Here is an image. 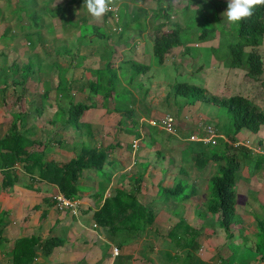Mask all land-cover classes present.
Segmentation results:
<instances>
[{"label": "crops", "instance_id": "1", "mask_svg": "<svg viewBox=\"0 0 264 264\" xmlns=\"http://www.w3.org/2000/svg\"><path fill=\"white\" fill-rule=\"evenodd\" d=\"M17 1L18 0H15L14 5H10V3L6 1L4 6L0 5V8H5L7 10L13 8L11 11V13H13L16 10V6H19L16 4ZM51 1L52 0L44 1L42 6H46V4L50 6ZM47 2H49V4ZM36 4L38 3H35V7L37 10H40L42 6H36ZM59 4L61 3L57 5ZM140 4L143 5V2ZM4 10H0V16L3 14ZM25 10L26 8L23 9V11ZM21 11V9H17L16 12ZM84 14V16H88L87 13ZM111 14L112 13L108 12L105 16H107V18L114 16ZM23 15L26 17V12H24ZM23 15L15 17L14 13L10 14V19L13 21L11 26L8 25L9 23L5 22V17L2 18L3 20H0V26L5 24L2 31L3 33L0 34V75L7 77L5 80L0 81V264H14L15 258L20 256L21 249L23 250L24 248L25 250L28 240L40 239V241H43L50 238H54L58 241L52 252L43 256L41 250H35L31 264H165L161 245L169 244L165 242L171 241L172 231L170 228H167L169 227L168 222H170V217L163 210L165 204L160 202L161 198L157 196V192L162 188L171 189V187L174 186L175 175H177L178 172L182 173V168L180 166H184L185 164L183 162V156L178 155L177 152L186 150V146H188L187 138L191 134H198L201 132L202 129L199 127V117H203V115L201 116L197 111L190 114V116V112L184 115H175V117L172 115L175 118L177 132L176 135H171L163 131L160 127L151 126L149 121L153 120L159 123L162 117L171 115L170 113H172L175 108H171V105L174 106V101H172L174 99L170 98V106H168V109L162 107L161 104L164 102H161V100L157 104V109H155L150 102L151 110L144 105V107L149 110L140 111L139 116L137 118L134 117V121L138 119L136 120L138 126L126 127L124 129L125 132L121 133L119 122L116 119L119 117V114L115 112L117 115L114 116V109L108 110L111 108V106H109L111 104L107 105L106 108L96 107L95 113L91 111V108L97 105L94 106L92 104L91 107L82 114L80 119L81 121H86L89 129H92V132L90 131L88 134L89 138L92 140L91 146L99 149L107 146H117H115L113 152L108 156L106 166L104 167V172H106L107 175L105 178L98 175V171L92 169L84 171L83 178H81L78 183L82 188L86 189L83 193H80L81 196L77 199L79 203L78 211L74 214L68 209L58 210L53 201V196L61 192L58 185L55 183V179L58 178V175L54 176L55 171L53 169L44 170L46 179H42V177L37 175V172L33 175L31 174L41 168L38 162L30 160L28 162L19 161L11 164V161L6 158L13 157V151L18 149V147L15 140L11 137L8 139L7 143H4L3 139L8 134V131H10V128H12V125L15 124L20 132L29 133L30 131L29 134L32 135L30 138L31 141L44 142L47 145L46 149L49 150L48 153L46 152L47 150H45L44 155V158L47 159V163H57L61 165L67 163L75 156L76 147L83 142L81 141V137L78 136V133L73 134V129L69 125H64L63 123L57 124V121L55 123V126L56 124L57 126H53V116H55L59 108L61 109L58 105V100H62L66 94L72 91L73 96L68 98H73V100L76 99V103H78L77 100L80 93L77 92V88L79 87L77 81L80 82L84 79L89 80L91 79L90 72H94L95 74L96 71L99 72L103 70L107 57L102 56L104 53L101 51V46L92 44L89 49L83 47L81 51L83 54L82 56H84V62L90 58L92 60L95 59V61H100L101 64H99L97 68L91 67L88 68V70L86 69L88 77L83 78L84 75H82V70L79 66L75 65L77 60L74 57L71 58L68 55H64L63 57L58 49H52L51 43H53L54 46H60V43H57L59 37H55V33L52 35L54 37L47 41L37 40L36 42H39L37 48L33 44V46L30 45L28 42H25L23 45L19 43L20 38L17 40L13 35H19L21 30L20 36H23V31L21 29ZM105 16L103 18L106 21ZM20 17L22 18L20 19ZM76 20L82 23L87 19L81 15V17ZM28 24L30 26L31 22L29 21ZM23 26L25 27V25ZM8 27L11 29L9 32H7ZM29 29H31V27H29ZM74 33L72 32L71 34ZM77 38L78 35L74 39V43L70 44L72 49L69 47L70 45H66V50L65 48L62 49L71 54L73 53L74 56L81 55V51H79L81 44L78 46L79 43L77 42ZM146 43L148 44V42ZM146 43H140L138 46L145 48L149 47L152 52V40H150L148 45ZM110 46L113 48L112 58L115 56L119 47H122L121 51L123 53L128 55L131 54V56L135 55L132 50L128 49L123 43L118 45V43L114 42L111 43ZM107 47H109V44L106 48ZM22 48H24V50H22ZM73 49H75L74 52ZM36 52L43 56V61L41 62L35 58L39 62L33 64V56H35ZM57 59L59 60L57 61ZM126 60L135 61V59H130V57L126 55L121 56L118 61L125 62ZM53 63H55L56 66L52 65ZM29 64H32L31 67L33 70L31 71V76L24 82L25 86H27L25 88L26 93H31V95L23 99L24 103L22 105L23 107L26 106V108L22 109L18 106V102H22L17 100V97L22 92V87L16 86L15 81L13 82L12 80H18L20 82L23 75L22 68L27 67ZM94 65L97 66V63L94 62ZM69 66L80 69L77 79L72 76L69 78ZM38 67L42 71H39ZM50 75H56V84L54 88L53 86L51 87L50 80L47 78ZM61 78L64 81L59 83ZM39 81L42 82L43 93L36 95L38 92L35 91L34 87H28L27 84L32 82L30 85H33V83H38ZM60 85L66 90H64L65 93L59 95L58 86ZM51 92H53L54 96L50 95ZM46 93L48 94V98L43 102L42 99L45 98L44 96ZM129 93L140 97L136 91L131 92L129 90ZM25 95L26 94H24V96ZM33 95H36V97L33 98ZM163 97H165L164 94ZM136 99L137 98H135L133 106L137 103ZM102 100L100 96L99 102ZM141 102L142 100L140 99L139 104H142ZM35 103H42L40 113L44 114L50 112L52 118L47 121L48 117H45L44 121H42L40 116H37L35 112L31 111V105ZM103 103L104 102H102V104ZM144 113H148V117L143 115ZM113 122L117 124L113 125ZM202 122L207 123L205 117L202 118ZM45 126L47 128H45ZM49 127L50 129L54 128V131H51ZM63 127L66 131L59 133ZM43 131L45 132L44 134ZM158 132L166 133L173 136V138H169V140L154 139L153 134H157ZM47 133H50V135L47 136ZM57 133L61 135L56 136ZM220 136L225 141H228V136H223L221 134ZM262 136H264V127L261 129L260 138H262ZM174 138L177 139L178 142L172 143ZM145 140H148V142H145ZM134 142L137 144L136 149L132 148ZM257 144L258 143H256V145ZM182 145L183 147H181ZM258 145L259 148H257V151L253 152L255 155L262 156L263 162L260 164L263 166L264 148L262 147H264V145ZM28 150L41 152L43 146L39 147L35 145ZM81 152L82 149L79 153ZM171 153H173L175 158L179 157L176 158L179 159V162H176V172L171 171L167 163L168 160L172 158ZM20 157L23 159L25 156L21 155ZM156 158L157 162L153 166V162ZM260 159H258V161H260ZM149 161L151 164L146 166L145 163ZM192 164L194 163L191 156L189 163L186 164V169L193 172L195 175L197 170ZM258 166L260 167V165ZM247 170H249V168L244 169L249 178V183L245 182L244 185L252 187L255 192L262 193L260 195V205L264 208V180L261 179V176H258L260 169L255 168L252 175H248ZM12 171H14L13 173L16 175L17 181L13 184L11 189L5 190L2 186L3 178L7 176L8 172L11 173ZM164 172H166L168 176L165 177L163 175ZM183 174L185 173H182V175ZM206 175L207 174H205V176ZM170 176L172 179H169ZM240 179L244 178L241 177ZM87 180L91 183L87 184ZM203 185H205L204 188L202 187ZM207 185L208 184L204 183L201 178L193 182L194 190H191V193H193L191 197L195 199V205L200 204V211H197L194 205H186L185 221L190 225L192 224L196 229L193 228L195 231L193 237L195 243L193 247L189 245L188 248V250L192 248L194 254L191 255L189 253L188 261L190 262L184 258L183 261L185 262L183 264H251V258L245 255L242 248L249 245L248 250H252V253H256V244L252 242L245 244L242 237L246 238V236H252L251 239L256 238L255 236L258 235L256 226L257 218L254 216L255 213L242 210L245 203L246 206L250 204V199L247 197L246 190V197L241 196L240 185L236 184L238 200L239 197L245 198L243 205H239L241 207L239 220L243 227H249V231H245L246 234L235 233L232 240L240 241L243 247L240 249L239 247L241 246L238 245L235 250H232L229 247L230 241L232 240L226 237L223 230H213L215 226L214 218L217 221L216 216L206 213V207L202 206L203 204L206 205L204 196L205 193L208 192ZM136 189H138L137 199L143 206H154L153 202L157 204L155 207L157 210L155 211L153 224L146 228L151 231V234L145 236L146 230H144L138 237H135L132 233L134 229L125 227L110 230V228L103 227L102 224L98 222L95 214L101 209L104 199L113 196L115 191L134 192ZM195 190L203 192L197 196V191ZM101 192H103L104 199L100 201L95 200L97 193ZM171 207L176 206L175 204H173V206L171 204ZM203 211L204 213H202ZM195 212L196 214L198 212V217L194 215ZM258 223H262V220L258 221ZM218 225L219 223L216 224V226ZM197 229H199L200 232H196ZM145 242L152 243V245L156 247L149 246V249L146 251L144 250ZM183 247H186V245ZM114 248L118 249L117 255L113 254ZM25 253H28V251ZM168 256L166 255V258H171L173 261L179 258L175 253H172L171 257L170 255ZM255 260L258 261L257 264H264V259L256 258ZM252 263H254V260H252Z\"/></svg>", "mask_w": 264, "mask_h": 264}, {"label": "rangeland", "instance_id": "2", "mask_svg": "<svg viewBox=\"0 0 264 264\" xmlns=\"http://www.w3.org/2000/svg\"><path fill=\"white\" fill-rule=\"evenodd\" d=\"M6 1L10 3V5H14L15 2V0H1L0 5L4 6V3ZM26 1L27 0H18L16 4L20 7L16 6V10L15 12H13L15 17L21 16L25 12L23 11V9L26 8V10L29 12L28 15L32 16L25 17L23 15V24H21L23 36H20L21 30L19 32V35H13L17 40L20 38L19 43H21L22 45L25 42L30 41L37 48V44L39 43L36 42L37 40L47 41L48 39H52V37L54 36L59 37L57 39V43H60V46H54L53 43H51L52 49H58L63 57L64 55H68L71 58L74 57L77 60L75 62V65L79 66L82 70V75H84L83 78L88 77L86 69L88 70V68L91 67L97 68L100 64V61H95V59L92 60L88 58L86 62H84V56H82L83 54L81 50L83 49V47L89 49L92 44L102 47L101 51H103L104 53L102 54V56L107 57L104 69L99 72L96 71L95 74L94 72H90L91 79L89 80L84 79L80 82L77 81V85L79 86L77 88V92L80 93L77 102L79 104L84 103L89 105L93 104L94 106L97 105L94 108H91V111L93 113L96 112V107H101L102 102H106L107 105L111 104L109 105L111 106V108L109 107L110 109L108 110H113L115 108L118 110L117 113L119 114V117H117L116 119L119 122V129H121V133L125 132L124 129L126 127L138 126L136 124V120L138 119L134 121V117L137 118L140 111L149 110L146 109L144 105L147 106V108H150L151 102L154 108L157 109V104L161 100V102H164L161 104L162 107L168 109V106H170V98L166 101V97L169 96L172 87L176 83H188L193 86L201 87L204 89L206 94L216 95L223 98H228L230 96L239 94L241 96L248 97L256 105L264 108V73L258 79H254L248 75L245 64L238 69L230 67L229 44L235 41V37L230 30V24L227 21V17L226 15H224V13H226L227 11V0H161L160 2L158 0H140L141 2H143V5L136 2L135 0H118L117 6L113 7L116 11L118 9L117 12L115 11V13H113L114 16H111L109 18L105 16L106 21L103 18L99 23L94 22L88 14L87 9L84 6L85 0H52L50 2V6H48L47 4L46 6H42L44 1L46 0H36L38 3L36 4V6H42L40 10H37V8L35 7L34 0L28 1L32 2V6H29ZM47 3L49 4V2ZM58 3L61 4L57 5ZM217 5L218 9L216 8ZM161 7H164L166 9L168 8V11L170 12L167 20L162 18L158 13ZM4 9L5 8H0V10ZM17 9H21L22 11L16 12ZM12 10L13 8H9L8 10L5 9L3 11V14L0 16V20H3L2 18L5 17V22L9 23V26L13 24V21L10 19V14H13L11 13ZM84 13H87L88 16H84ZM81 15L82 17H85V19H87L82 23L76 20L79 19ZM138 17H141V19H139ZM135 18L139 20L137 21L135 20ZM29 21L31 22L30 26L28 24ZM36 22L37 25H34ZM164 24H166V26ZM23 25H25V27ZM174 25H178L182 28L180 34L181 43L173 49V54H171L172 57L169 56L168 58H166L163 64H159L157 62V59L152 55V52L150 51L151 48L149 49V47H139L138 45L140 43L146 42H148L149 44L150 40L153 39V33L156 28L162 27L161 30L166 33L171 31V27ZM4 27L5 24L0 26V34L3 33L2 31ZM29 27H31V29H29ZM205 28H213L216 29V31L215 33H209L206 39L200 40L197 35H200ZM141 29L142 31H140ZM31 31L32 33L34 31V35L26 34ZM72 32L75 33L71 34ZM53 34L54 36H52ZM103 34L105 37L99 36ZM77 35V42L79 43L78 46L81 44V47H79L81 55L74 56L73 53L71 54L65 50L66 45L74 43V39ZM114 42L118 43V45L120 43H123L128 49H131L135 55L131 56V54H125L121 51L122 47H119L115 56L112 58L113 48L110 45ZM108 44L109 47L106 48ZM69 47L72 49L71 45ZM62 48H65V50ZM22 50H24V48H22ZM74 50L75 49H73V52ZM260 52H262L264 60V42ZM124 55L130 57V59H135L136 63L148 66L149 71L146 73H135L134 69L136 66L131 65V62H127L129 60H126L125 62L118 61L121 56ZM35 58H37L41 62L43 61V56L37 52L35 56H33V64L39 62ZM59 59H57V61ZM94 62L97 63V66L94 65ZM52 65L56 66L55 63H53ZM69 68V78H71L72 76L76 77L77 79L80 69L74 68L73 66H69ZM38 69L39 71H42L39 67ZM24 72L25 70L22 71V74ZM30 76L31 75H29V77ZM47 78L50 80L51 87L53 86L54 88L56 84V75H50ZM97 78H99L100 82L103 83L106 91H97L98 93H94V91L92 92L90 84H92L94 80L96 82ZM25 80L26 79H24V81ZM31 83L32 82H29L27 85L28 87H34L35 91L38 92V94L36 95L43 93V85L41 81H39L38 83H33L34 86L30 85ZM129 90L131 92L136 91L138 95H140V97L134 96V94L130 95ZM106 92H110V97L105 100L103 98V95ZM27 93L26 96L31 95V93ZM72 94V91H70L69 94H66V96L62 100H58V105L61 107V109L59 108L58 112H56L55 116H53V118L58 120L57 124H65L64 120L68 119V106L70 105V101L76 103V99L73 100V98H68L72 97ZM163 94L165 97H163ZM36 95H33L32 97L35 98ZM50 95L54 96L53 92H51ZM100 96L103 99L101 102H99ZM135 98H137V103L133 106V104L135 103ZM171 98L173 99L172 93ZM140 99L142 100V104H139ZM176 99L177 100H172L174 101V106L171 105V108H175L174 111L170 113L174 117L175 115L179 114L184 115L188 113V110L190 112L189 116L190 114L197 111V113L205 117V119L207 120V124H210L214 128H217L221 135L234 138L236 142L239 143V145L244 146L246 143L244 147L253 149L252 151H257V148H259V141H262L261 143L262 145H264V136L260 138V134H253L247 130H241L239 133L235 134L234 128L232 126L231 115L226 108L217 107L207 102H199L195 103V106L192 105L193 107L189 109L184 107L185 99L178 96L176 97ZM42 100L44 102V99ZM41 104H32L31 111L37 114V112L41 109ZM113 113L114 116L117 115V113ZM143 115L148 117L149 114L144 113ZM40 117L42 121H44L45 117H48L47 121L52 118L50 112H46L44 114L41 113ZM52 121L55 120L52 119ZM114 124L117 123L113 122V125ZM53 126L56 127L55 124ZM70 126L73 128V134H76L77 132L79 134L78 136L81 137V141L83 142L76 147L75 155H77L79 154V151L81 149H84L83 146L92 145V140L88 135L90 131L92 132V129H89L86 121L81 120L77 125L71 124ZM45 128L47 127L45 126ZM50 130L54 131V128ZM63 131H66L64 127L59 131V133H63ZM44 133L45 132L43 131V134ZM59 133H57L56 136L61 135ZM48 135H50V133H47V136ZM153 138H156L158 140H169V138H173V136H170L163 132H158L157 134H153ZM246 141H248L249 143H247ZM145 142H148V140H145ZM175 142H178V140L174 138L172 143ZM189 143V140H187L188 146H186L185 151L181 150L177 152L178 155L183 156V162L185 164L184 166H180L182 168V173L185 174L182 175L181 172H178V174L175 175L174 186L171 187L173 189L177 188L179 190L178 194L175 193L174 195H167V193H164L162 189L157 192V196L161 198L162 202L163 199H168L167 201L179 202L176 207H171L170 203L165 204L163 207V210L170 217V222H168L169 227L167 228H170V230L172 231L171 241L165 242L166 244H169L161 245V248L163 250L162 256L165 264H183L185 262L183 261L184 258H186L187 261L189 260V253L191 255L194 254L193 249L191 248V250H188V248L189 245H193L195 243L193 238L195 235V231L193 230V228H196L192 226V224L190 225L185 221V209L186 205H194L197 211H200V204L195 205V199L193 197H191L187 201H180V199H184L185 195H189V193L194 190V180L201 178L203 179L204 183H207L209 185H207L208 192H206L204 196L207 205V197L209 198L211 195V184L209 183V176L214 175L216 173L215 170L218 168V164L211 165L207 169L206 167H197V165L192 164L197 170L195 175L193 174V172L187 170L186 164L189 163L194 149L200 151L199 146ZM256 143L258 144L256 145ZM181 147H183V145ZM57 148L59 149L58 146ZM48 150L49 149H47L46 151L47 153ZM171 155L172 158L168 160L167 163L169 164V168H171V171L176 172V162H179V159L176 158L179 157L175 158L173 153H171ZM239 157L242 164L237 176V184L240 185L241 196L246 197V190L247 197L250 199V204L248 206H246V203L245 205H243V201L245 200V198L239 197L238 200L237 197L235 221L238 223V226L236 225L237 227L234 229L237 230L236 233L240 232L241 234H246L245 231H249V227H243L241 221H239V216L241 215V207L239 205H243L242 210H246V212L249 213H255L254 216L255 218H257V228L259 227L258 221L262 220V223H264V208L262 207V205H260V195L262 193L255 192L252 187L244 185L245 182L249 183V178L247 177L244 169L249 168V170H247L248 175H252L255 171V168H259L260 172H258V176H261V179L264 180V165L262 166L261 164H259L260 161H258V159L262 158V156L257 154L255 155V153L248 157L247 155L242 153L239 155ZM6 159L10 160L11 162L14 160L13 157H8ZM156 162L157 158L154 160L153 166L156 164ZM42 163L46 164L47 159L44 158ZM150 164V161L145 163L146 166H149ZM258 165H260L262 171ZM49 168L52 169L50 163ZM202 168L205 169L202 170ZM104 171L105 170L103 168V170L98 171L97 174L105 178V176L107 175ZM41 172L42 167L38 171L37 175H41ZM205 174L207 175L205 176ZM163 175L165 177L168 176L166 172H164ZM241 177H243L244 179H240ZM169 179H172V177L170 176ZM86 183L90 184L91 182L87 180ZM176 186H179L180 188ZM202 187L204 188L205 185H203ZM195 191H197V196L201 192H203L199 190ZM81 193H83V191ZM153 203L154 206L146 207L140 203L146 209V211H148L149 215L151 213L152 217L147 216L146 221H148L149 218L152 221L155 217V211L157 210L155 209V207L157 206V204L155 202ZM206 205L203 204L202 206L206 207ZM202 213H204V211ZM197 214L195 212L194 215L198 217ZM108 216L112 218V214H108ZM214 222L215 226L213 230L222 231L220 225L216 226L218 222L215 220V218ZM118 226L123 227L121 223ZM124 227H127V225H124ZM130 229H134V227H130ZM144 230H146L145 236H149L151 234V231L149 229L144 228L132 231L133 236L138 237V235L141 232H144ZM196 232H200L199 229H197ZM223 233L225 232L223 231ZM257 233L258 235L255 236V239H251L252 236H246V238L242 237V240L245 244H249V242H252L253 244L259 245L258 253H252V250H248L249 245L243 247V244L237 240L230 241L229 246L232 250H235L238 245L241 246L239 247L240 249L243 247L242 251L248 258H251V264H257L258 261L255 259L260 258V256L262 255L261 252H264V233L258 230ZM184 245H186V247H183ZM144 246V250L146 251L149 249V246L156 247L149 242H145ZM172 253L177 254L179 258L175 261H173V259L171 258H166V255H170L171 257ZM252 260H254V263H252Z\"/></svg>", "mask_w": 264, "mask_h": 264}, {"label": "trees", "instance_id": "3", "mask_svg": "<svg viewBox=\"0 0 264 264\" xmlns=\"http://www.w3.org/2000/svg\"><path fill=\"white\" fill-rule=\"evenodd\" d=\"M28 1L29 0H27L26 3L29 6H32V2ZM158 1L160 2L161 0ZM35 3H37L36 0H34V4ZM216 8L218 9V5ZM25 12L26 16L32 17L28 15L29 12L27 10H25ZM158 13L162 18L167 20L170 12L168 11V8L166 9L164 7H161ZM21 18L22 17H20V19ZM138 18L141 19V17ZM139 19L135 18V20L137 21ZM35 25H37V22L35 23ZM164 25L166 26V24ZM161 29L162 27L156 28L153 33L152 39V55L157 59V62L159 64H163L166 58H168L169 56L172 57L171 54H173V49L181 43L180 34L182 30V28L178 25L172 26L171 31L166 33ZM10 30L11 29L8 27L7 32H9ZM230 30L235 37V41L229 44L230 67L238 69L245 64L248 75L251 78L258 79L264 73V60L262 52H260L264 42V6H258L254 11L253 16L250 19L243 21L239 25L230 24ZM140 31H142V29ZM215 31L216 29L213 28H205L204 31H202V33L197 36L200 40H203L206 39L209 33H215ZM26 34L32 35L33 33L29 32ZM99 36L105 37L104 34ZM28 43L30 45L33 44L30 41H28ZM127 62H131V65L136 66L134 69L135 73H146L149 71V67L146 65L136 63L135 61ZM31 65L32 64H29L27 67L22 68V71L25 70V74L23 73L22 80L20 82L18 80H12L13 82L15 81L16 86L22 87V92L17 97V100L22 102H18V106L22 109L26 108L23 107L22 104L24 103L23 99L27 97L26 95L24 96V94H26L24 79L27 80V78L31 74ZM6 78L7 77L0 75V81L5 80ZM63 81L64 80H62L61 78L59 83ZM90 88L92 92L94 91V93H98L100 90L103 92L106 91L103 83L100 82L99 78L96 79V82L94 80L93 83L90 84ZM64 90L66 89L61 85L58 86L59 95L65 93ZM171 93L174 100H176L177 96L185 99L184 107L189 109L195 106V103L199 102H207L217 107L226 108L231 115L232 126L234 128L235 134L239 133L241 130H247L253 134H260L261 129L264 127V108L256 105L248 97L241 96L239 94L230 96L228 98L209 95L206 94L203 88L193 86L188 83L174 84L171 89ZM171 93H169V96L166 97V101L171 98ZM129 94L133 95L131 93ZM44 97L45 98L43 99L44 101H46L48 98V94L46 93ZM109 97L110 92H106L103 98L106 100ZM91 105L84 103L79 104L70 101V105L68 107L69 117L68 119L64 120V125H77L82 114L87 111L91 107ZM101 107L106 108L107 103H103ZM113 111L118 112L116 108ZM40 114V111H38L37 116H40ZM53 120H55L52 121L53 124L58 121L55 118ZM31 136L32 135L29 133L20 132L15 124H13L12 128H10V131H8V134L4 137L3 142L7 143L8 139L11 137L17 144L18 149H15L13 151L14 160L11 162V164L17 163L19 161L28 162L30 160H32L33 162H38L40 164V167H42V172L39 177H42V179H46L44 170L50 169L49 163L43 164L42 162L44 160L45 150H47V145L44 142L31 141ZM261 142L262 141H259V144H262ZM189 144L197 145L200 147V151L194 149V151L192 152V161L195 165H197V167H206L207 169L211 165L218 164V168L215 170L216 173L212 176H209V183L211 184V195L209 198L207 197L208 203L205 210L206 213L211 214L212 216H216L220 227L226 234V237L229 240H232L237 231L234 228L238 226V223L235 221V215L237 203V176L242 164L239 155L244 153L248 157L254 154V152L252 151V149H248L247 147L239 145V143L236 142V140L232 137H228V141L219 138L217 144L214 146L203 145L200 143ZM35 145H38L39 147L43 146V150L41 152H33L28 150ZM115 146L117 145L111 147L107 146L99 149L97 147L87 145L84 146V149H82L81 153L75 155L72 159H70L63 165L50 163L51 168L55 171L54 176L58 175V178L55 179V183L56 185H58L61 194H63L67 199H79V197L81 196L80 193L86 189L82 188L78 183V181L83 178L84 171L88 169H92L95 171L103 170L105 164L107 163L108 156L113 152ZM19 155H23L25 157L22 159ZM262 162L263 158L262 160H260L259 164ZM204 169L205 168H202V170ZM38 171H34L31 174L33 175L35 174V172L38 173ZM13 172L14 171H12L11 173L8 172L7 176L3 178V189H11L13 184L17 181V177ZM137 190L138 189H136L134 192L115 191V194L113 196L105 199L103 198V192L97 193V197L95 198V200L100 201L104 199V203L101 209H99L98 213L95 214L98 222L102 224L103 227L110 228V230L114 228H125L124 225H127L126 228L134 227V230H140L152 225L154 219L151 221L149 218L148 221H146L147 216H152L151 213L149 215L148 211H146V209L138 202L136 198V194H138ZM162 190L164 193H167V195H174L175 193L178 194L179 192L177 188H162ZM190 193L189 195H185L184 199H180V201H187L189 198H191L193 193H191V195ZM167 200L168 199H163L162 202L160 199V202L164 204L170 203L172 204V206L173 204H175V206L179 204L178 201L176 202ZM108 214H112V218H110ZM120 223L123 225V227L118 226ZM258 224L259 227L257 228V230L264 233V223ZM57 242L58 241L54 238L43 241H40V239L28 240L25 246V250L24 248L23 250L21 249L20 256H17L15 258L14 264H31V260L33 258V254L35 253V250H41L43 256H46L52 252ZM193 245L191 246L193 247ZM256 249L258 253L259 245H256ZM26 251H28V253H25ZM261 254L262 255L260 256V258L264 259V252H261Z\"/></svg>", "mask_w": 264, "mask_h": 264}, {"label": "clouds", "instance_id": "4", "mask_svg": "<svg viewBox=\"0 0 264 264\" xmlns=\"http://www.w3.org/2000/svg\"><path fill=\"white\" fill-rule=\"evenodd\" d=\"M117 4H118V0H85L84 6L86 7L87 12L92 18V20L94 22L99 23L102 21L103 17L109 11L112 10L113 7L117 6ZM258 6H264V0H227V11L226 13H224V15H226L229 24L239 25L243 21H246L252 17L255 9ZM110 13L113 14L115 12H110ZM215 129L217 130V128ZM201 133L202 130L198 134H191V135H200Z\"/></svg>", "mask_w": 264, "mask_h": 264}, {"label": "built area", "instance_id": "5", "mask_svg": "<svg viewBox=\"0 0 264 264\" xmlns=\"http://www.w3.org/2000/svg\"><path fill=\"white\" fill-rule=\"evenodd\" d=\"M115 11H116L115 8H112V10L109 12H115ZM199 121H200L199 127H201L202 129V133L200 135H191L188 138L189 142L200 143L203 145H216L218 139L220 138V135L217 132V130L212 125L203 123L201 117L199 118ZM149 124L151 126L160 127L163 131H165L168 134L176 135L177 130L175 127V118L171 115H165L164 117H162L159 123L152 120L149 121ZM246 142L249 143L248 141ZM132 148L133 149L137 148L136 142L132 144ZM53 201L58 210L68 209L71 210V212L74 214L78 211V205H79L78 201L67 199L61 193L56 194L53 197ZM113 254L117 255L118 249L114 248Z\"/></svg>", "mask_w": 264, "mask_h": 264}, {"label": "water", "instance_id": "6", "mask_svg": "<svg viewBox=\"0 0 264 264\" xmlns=\"http://www.w3.org/2000/svg\"><path fill=\"white\" fill-rule=\"evenodd\" d=\"M136 2H140V3H142L141 1H138V0H135Z\"/></svg>", "mask_w": 264, "mask_h": 264}]
</instances>
